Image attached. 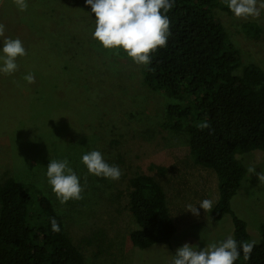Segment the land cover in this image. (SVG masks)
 <instances>
[{
  "label": "rangeland",
  "instance_id": "1",
  "mask_svg": "<svg viewBox=\"0 0 264 264\" xmlns=\"http://www.w3.org/2000/svg\"><path fill=\"white\" fill-rule=\"evenodd\" d=\"M87 11L85 0H28L24 12L13 0H0L5 35L20 38L27 51L18 57L15 73L0 75V181L12 177L42 190L87 264H168L185 243L200 250L233 237L228 214L214 221L203 209L198 216L186 210L204 199L214 205L217 179L194 162L184 130L161 127L166 103L174 99L142 85L144 65L93 39L95 22ZM216 14L239 50L240 65L255 63L264 70V9L256 18H236L220 9ZM244 23L256 24L258 36ZM28 73L35 77L31 84L24 80ZM93 149L119 166V180L88 174L80 157ZM239 157L246 175L230 206L246 222L251 241H258L264 222V152L254 149ZM51 158L69 160L81 178L83 199L59 203L45 176ZM135 173L154 176L165 190L176 227L167 243L140 249L130 242L136 224L127 193Z\"/></svg>",
  "mask_w": 264,
  "mask_h": 264
},
{
  "label": "trees",
  "instance_id": "2",
  "mask_svg": "<svg viewBox=\"0 0 264 264\" xmlns=\"http://www.w3.org/2000/svg\"><path fill=\"white\" fill-rule=\"evenodd\" d=\"M217 9L229 11L225 0H173L166 12L167 45L152 53L141 83L174 99L166 103L161 127L184 130L194 162L215 173L218 197L211 218L228 214L233 238L250 242L247 224L232 211L230 201L246 175L238 155L264 152V70L255 63L240 65L239 50ZM244 26L258 36L256 24ZM127 208L136 224L129 233L133 246L143 249L170 241L176 227L158 179L133 174ZM53 220L59 231L52 229ZM258 228L260 239L251 256L245 260L241 254L235 264H264V222ZM0 264H87L50 198L12 177L0 181Z\"/></svg>",
  "mask_w": 264,
  "mask_h": 264
},
{
  "label": "clouds",
  "instance_id": "3",
  "mask_svg": "<svg viewBox=\"0 0 264 264\" xmlns=\"http://www.w3.org/2000/svg\"><path fill=\"white\" fill-rule=\"evenodd\" d=\"M13 2L21 12L28 8V0ZM225 3L236 18H256L264 9V0H259V7L258 0H225ZM85 4L90 6L87 12L95 22L92 37L104 49L122 51L137 65L147 66L151 63L152 53L167 45L170 20L166 12L172 7L173 0H85ZM26 55L23 41L6 36L5 26L0 24V75L15 73L19 68L18 57ZM24 80L31 84L35 77L28 73ZM80 162L88 174L95 177L116 181L122 175L119 166L110 164L105 155L96 149L83 153ZM255 170L249 169L250 173ZM257 175L260 180L261 175ZM45 176L60 204L83 199L81 178L67 158H51ZM197 205H188L186 210L198 216L199 209L205 213L213 209V201L209 199ZM52 229L59 231L55 220L52 221ZM256 243L255 240L238 242L231 235L200 250L197 245L185 243L176 249L168 264H235L241 254L247 260Z\"/></svg>",
  "mask_w": 264,
  "mask_h": 264
}]
</instances>
